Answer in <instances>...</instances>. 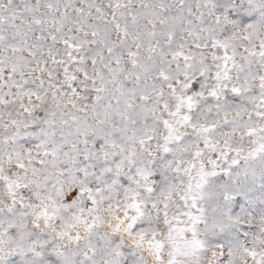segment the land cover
<instances>
[{"label":"snow or ice","instance_id":"snow-or-ice-1","mask_svg":"<svg viewBox=\"0 0 264 264\" xmlns=\"http://www.w3.org/2000/svg\"><path fill=\"white\" fill-rule=\"evenodd\" d=\"M0 264H264V0H0Z\"/></svg>","mask_w":264,"mask_h":264}]
</instances>
